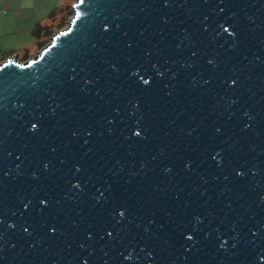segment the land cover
<instances>
[{
	"label": "water",
	"instance_id": "1",
	"mask_svg": "<svg viewBox=\"0 0 264 264\" xmlns=\"http://www.w3.org/2000/svg\"><path fill=\"white\" fill-rule=\"evenodd\" d=\"M0 62V264H264V0H75Z\"/></svg>",
	"mask_w": 264,
	"mask_h": 264
},
{
	"label": "rangeland",
	"instance_id": "2",
	"mask_svg": "<svg viewBox=\"0 0 264 264\" xmlns=\"http://www.w3.org/2000/svg\"><path fill=\"white\" fill-rule=\"evenodd\" d=\"M2 1L3 3L6 2V0ZM74 1L75 0H25L23 9L19 10L17 13L18 26L16 30L12 28L11 18L0 17V44L3 42L4 46L0 51V60H2L7 54L11 53L12 50L14 54L9 56H16L21 62L35 56L41 50V48L38 44H36L37 40L30 35V32L28 30L24 31L21 28H26L27 26H32L31 24L34 25L37 22L42 21L46 18L47 14L49 15V13L54 10L59 11L61 8H67L66 12L64 13L65 16L63 15V19L60 23L64 26L60 29L56 27L53 34L61 29H65L70 18L72 17L71 5L74 3ZM12 3H14L15 6H18V0ZM59 21L60 20L58 17L54 21V25L58 24ZM43 23H45V21Z\"/></svg>",
	"mask_w": 264,
	"mask_h": 264
},
{
	"label": "trees",
	"instance_id": "3",
	"mask_svg": "<svg viewBox=\"0 0 264 264\" xmlns=\"http://www.w3.org/2000/svg\"><path fill=\"white\" fill-rule=\"evenodd\" d=\"M66 10L67 8H61V10L59 11L54 10L50 12L49 15L47 16V20L45 21V23H40V22L36 23L35 26L32 28L31 36L37 40L36 44H38L40 48H42L44 45L48 43L56 27L60 29L64 26L63 24H60V23H61V20L63 19L62 18L63 15L65 16L64 13L66 12ZM58 17L60 21L58 24L54 25V21ZM11 54H14L13 51L7 54L5 57H3L1 61L5 60V58Z\"/></svg>",
	"mask_w": 264,
	"mask_h": 264
},
{
	"label": "crops",
	"instance_id": "4",
	"mask_svg": "<svg viewBox=\"0 0 264 264\" xmlns=\"http://www.w3.org/2000/svg\"><path fill=\"white\" fill-rule=\"evenodd\" d=\"M15 1H17V0H6V2L3 3V1L0 0V11L2 10L0 12V17H9V18H11L12 28L14 30H16L17 26H18L17 13H18L19 10L23 9L25 0H18V6H15V4L12 3V2H15ZM4 11H6V12H4ZM47 16H48V14L46 15L45 19H43L42 21H39V22L43 23L44 21H46L47 20ZM39 22H37V23H39ZM31 25L33 27L35 26V24L34 25L31 24ZM32 26H27L26 28L22 27L21 29H23L24 31L28 30L30 32V35H31ZM3 47L4 46H3V42H2V44H0V51L3 49ZM7 51H9V50H7ZM0 62H1V60H0Z\"/></svg>",
	"mask_w": 264,
	"mask_h": 264
}]
</instances>
